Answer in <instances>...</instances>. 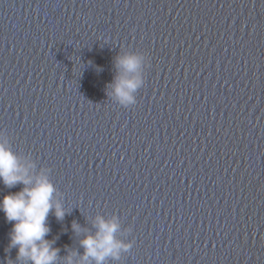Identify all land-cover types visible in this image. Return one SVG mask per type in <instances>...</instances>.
Wrapping results in <instances>:
<instances>
[{"label":"water","instance_id":"obj_1","mask_svg":"<svg viewBox=\"0 0 264 264\" xmlns=\"http://www.w3.org/2000/svg\"><path fill=\"white\" fill-rule=\"evenodd\" d=\"M127 49L149 65L124 107ZM0 130L69 209L56 264L113 214L133 246L106 264H264V0H0ZM11 228L0 211V264H30Z\"/></svg>","mask_w":264,"mask_h":264},{"label":"clouds","instance_id":"obj_2","mask_svg":"<svg viewBox=\"0 0 264 264\" xmlns=\"http://www.w3.org/2000/svg\"><path fill=\"white\" fill-rule=\"evenodd\" d=\"M114 62L117 73L108 85L107 95L121 106H134L136 93L145 82L144 70L149 65V57L143 51L127 49L119 52ZM36 168L29 155L21 156L12 149L8 135L0 130V183L9 189L22 185L18 191L0 197V211L12 223L9 246L17 247V260L56 264L59 249L53 247L54 241L46 239L50 232L47 217L52 212L58 220H63L69 209L50 179V169L43 166L37 171ZM93 225L96 231L86 232L80 240L84 251L79 264H106L110 258L119 260L123 252L132 248L133 241L117 238L121 230L117 215L108 219L97 215ZM71 227L76 234L83 231L75 221ZM67 264H73L71 256Z\"/></svg>","mask_w":264,"mask_h":264}]
</instances>
